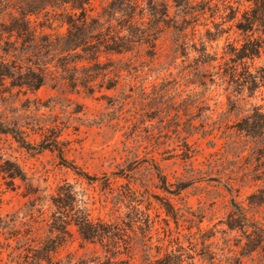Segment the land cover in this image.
<instances>
[{
  "label": "rangeland",
  "instance_id": "rangeland-1",
  "mask_svg": "<svg viewBox=\"0 0 264 264\" xmlns=\"http://www.w3.org/2000/svg\"><path fill=\"white\" fill-rule=\"evenodd\" d=\"M108 1L95 0L94 8L98 12ZM212 3L219 9L214 7L215 15L209 11L200 20L195 40L207 41L209 52L218 54L220 59L228 45L240 46L245 39L235 28L242 13L230 20L232 12L225 5L230 3L243 12L249 4L244 0H213ZM33 23L45 34L60 35L66 31L60 22L49 29L43 17L34 18ZM176 48L174 36L168 33L161 40L155 59L146 57L144 52L140 57L127 55L123 63L131 60L137 68L123 71L117 86L111 90L97 85L93 95L83 89H57L51 82L37 91L13 88L10 81L0 86V122L19 123L32 143L58 134L65 159L91 177L121 175L111 193L104 189L103 181L90 183L63 166L56 151L33 154L11 136L0 134V217L10 225L0 229V264H48L38 262L37 252L27 253L21 248L18 238L31 237L33 242L28 241V245L34 246L37 237H46L57 212L53 196L66 182L74 186L80 199L88 202L94 219L112 222L128 221L129 210L124 206L118 210L112 200L123 191L121 187L130 183L138 192L142 209L149 208L153 228L145 237L137 229L135 241L140 244L136 249L137 264H144L145 243L153 248L151 254L156 256L161 243L165 245L164 251L172 239L180 237L185 241L190 231L196 233V226L190 231L188 227L191 223L196 225L198 217H203L202 229L215 234L212 241L218 247L228 250L226 243L229 242L234 251L240 250L242 234L228 231L226 225L232 211L231 199L247 211L258 212L256 217L261 219L264 204L251 206L250 196L264 185L244 178L243 170L253 168L250 152H228L227 140L236 142L238 147L246 144L247 139L239 134L236 125L252 112L253 106H262L264 111V81L253 94L248 91L237 94L236 85L228 79L216 77L214 83L210 82V75L217 70H196L194 52L187 60ZM251 66L253 73L264 75V48ZM198 71L204 76H196ZM200 82H205V86ZM191 93L196 96L197 107L188 106ZM156 107L164 110L159 112ZM204 118L208 119L206 124L202 123ZM192 120L198 129L189 136L188 125ZM185 143L193 150L187 158L183 154ZM5 169L21 175L11 178ZM159 173L166 181L167 191ZM229 187L234 191H229ZM166 203L183 213L178 226L166 216ZM32 209L34 213L30 212ZM248 214L252 216L251 212ZM68 230L70 236L51 254V264H83L105 256L101 246L84 241L73 224ZM170 245L169 250L175 249L173 243ZM119 259L125 260L127 255ZM243 262L264 264V258L256 252L244 257Z\"/></svg>",
  "mask_w": 264,
  "mask_h": 264
},
{
  "label": "trees",
  "instance_id": "trees-1",
  "mask_svg": "<svg viewBox=\"0 0 264 264\" xmlns=\"http://www.w3.org/2000/svg\"><path fill=\"white\" fill-rule=\"evenodd\" d=\"M94 1L0 0V86L10 81L13 88L37 91L51 82L54 88L71 91L83 89L90 95L96 92L97 85L100 89L111 90L117 86L123 71L129 72L137 68L131 60L123 63V59L127 55L143 56L142 52L151 60L155 59L159 44L168 33L174 36L176 51H181L182 57L188 60L192 52L196 54L193 60L196 70H217L210 75L211 83L215 82L216 77L221 80L228 79L230 84L236 85L239 90L235 91L237 94L243 91L253 94L264 81V75L253 73L251 66L264 48V0H244L249 7L243 12L240 7L235 9L230 3L225 5L226 9L232 12L230 20H235L238 14L242 13L235 28L244 34L245 39L240 46L228 45L220 59L218 54L209 52L207 41L197 43L195 40L200 20L209 11L215 15L217 11H213L214 7L215 10L219 9L218 5L213 6V0H109L98 12L94 8ZM40 17L44 18L49 29L55 22H60L66 31L60 35L39 32L33 19ZM44 27L41 26L42 29ZM210 33L208 31L209 36ZM256 33L259 35L255 36ZM116 56L122 58L116 60ZM197 73L198 77L204 76L199 71ZM200 84L205 86L206 83ZM189 97L191 101L188 106L197 107L195 94L191 93ZM235 104L237 105V102ZM155 109L159 112L164 110L163 107ZM188 116L192 118L191 113ZM207 120L204 118L202 123L206 124ZM236 127L247 142L244 147H238L236 142L228 139V152L236 151L241 154L248 150L252 160L250 166L253 168L247 167L243 170L244 178L249 177L253 182L264 185L262 106H253L252 112L237 123ZM188 128L189 136L197 133L198 127L193 120L189 122ZM0 134L11 136L22 148L33 154H41L47 150L56 151L63 166L90 183L103 181L104 189L110 190L111 193L114 192L115 180L121 177L120 173H113L99 179L79 169L65 159L63 144L58 134H52L39 143H32L22 125L4 121L0 122ZM182 141H185V138H182ZM248 145L253 146L250 148ZM192 153L191 147L185 143V157H190ZM5 172L11 178L21 175L12 169H5ZM225 174L230 176L229 173ZM158 176L167 191L164 177L160 173ZM121 188L123 191L112 200L118 210L123 206L129 210L126 214L128 221L94 219L88 202L80 199L74 186L66 182L53 196V205L57 212L46 237H37L34 246L28 245V241L33 242L31 237H19L18 244L21 248L24 247L27 253L37 252L39 256L35 257L38 262L51 264V254L66 242L70 236L68 227L73 224L84 241L99 244L105 253L104 257H95L83 264H137L136 249L140 245L135 241L137 229L145 237L151 233L153 225L148 213L149 208L142 209L143 201L138 192L130 183ZM229 191L234 189L229 187ZM263 204L264 188H261L250 196V205L257 207ZM231 205L232 211L228 214L226 225L228 231H239L242 234V245L238 252L231 248L229 242L226 243L228 250L218 247V244L212 241L215 234L204 231L201 227L203 217H198L197 224L191 223L188 227L190 231L196 226L197 232L190 231L185 236V241L180 237L172 239L170 244L173 243V250H169V244L163 251L165 245L161 243V239L155 256L151 254L153 248L145 243L144 264H244L243 258L256 252L264 258V217L258 219V212L247 211L234 198L231 199ZM164 208L166 216L178 226L180 218L184 217L183 213L170 203L164 204ZM32 211L34 209L30 212ZM248 212H251L252 216H249ZM6 225L10 226L0 217V229L6 228ZM185 242L188 246H185ZM123 254L127 255V259H119Z\"/></svg>",
  "mask_w": 264,
  "mask_h": 264
}]
</instances>
